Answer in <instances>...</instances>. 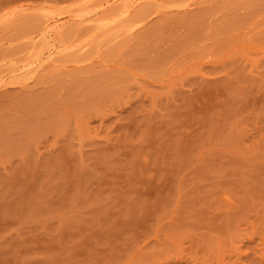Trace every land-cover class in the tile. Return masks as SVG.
I'll return each instance as SVG.
<instances>
[{
    "label": "rangeland",
    "instance_id": "rangeland-1",
    "mask_svg": "<svg viewBox=\"0 0 264 264\" xmlns=\"http://www.w3.org/2000/svg\"><path fill=\"white\" fill-rule=\"evenodd\" d=\"M24 116L0 264H264V0H0L5 147Z\"/></svg>",
    "mask_w": 264,
    "mask_h": 264
},
{
    "label": "crops",
    "instance_id": "crops-1",
    "mask_svg": "<svg viewBox=\"0 0 264 264\" xmlns=\"http://www.w3.org/2000/svg\"><path fill=\"white\" fill-rule=\"evenodd\" d=\"M26 118L27 117L24 116L20 120L21 124L18 137L22 142L19 147L8 148L4 146V142L0 141V181L11 178L10 175L15 174L16 172H20V174L25 172L29 173L32 169H36L34 167H37L38 162L32 163L34 162L33 158L36 156H53V149L49 148V141L54 135L52 133L50 134L48 130L42 132L43 128L40 126H37L36 131H30V129H28ZM40 139H45L48 142L42 150H39L38 148ZM51 174H54L53 169ZM47 179H54V177H48Z\"/></svg>",
    "mask_w": 264,
    "mask_h": 264
}]
</instances>
